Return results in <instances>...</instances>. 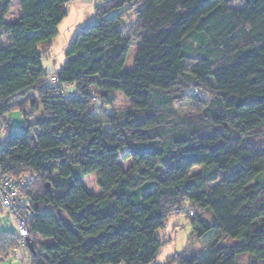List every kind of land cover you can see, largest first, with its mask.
Instances as JSON below:
<instances>
[{
    "label": "trees",
    "instance_id": "1",
    "mask_svg": "<svg viewBox=\"0 0 264 264\" xmlns=\"http://www.w3.org/2000/svg\"><path fill=\"white\" fill-rule=\"evenodd\" d=\"M12 1L0 0V119L19 107L25 123L10 115L0 171L30 177L26 264H152L180 214L188 251L163 264H264V0L101 1L51 74L61 84L42 60L71 0H20L8 22ZM119 93L129 110L112 107ZM17 244L0 233V257Z\"/></svg>",
    "mask_w": 264,
    "mask_h": 264
},
{
    "label": "rangeland",
    "instance_id": "2",
    "mask_svg": "<svg viewBox=\"0 0 264 264\" xmlns=\"http://www.w3.org/2000/svg\"><path fill=\"white\" fill-rule=\"evenodd\" d=\"M105 0H71L67 5L68 14L63 19V21L59 25V34L55 37L50 44L49 48L46 49L44 47V51L47 52L48 55L43 57L42 63L44 69L49 74V79H51L54 73H57L67 60L65 55V50L75 38L77 33L82 29L88 27L93 24L95 21V6ZM24 11L20 5V0H13L11 4V10L7 14L6 19L8 22H15L19 20V17L23 15ZM11 43V37L9 35H4L0 38V45L7 46ZM141 46V42H135L129 51L127 61L125 63V70L130 71L135 68V56L139 47ZM52 74V75H51ZM65 92L68 94H72L76 91V85H65ZM92 89L101 93L102 90L97 86H92ZM36 96V95H34ZM180 108H183L182 105L176 104ZM115 110H129L131 108L130 100L125 97L123 94L119 93L115 96V103L112 105ZM172 106L164 105V110H171ZM111 110V107H110ZM32 113V112H31ZM12 118V124L15 128H19L21 125L25 123V117L21 108L16 107L13 108L10 112ZM33 117V116H30ZM125 166H127V162H125ZM200 166L194 167L191 172H197L200 170ZM84 183L88 187V189L93 193H98L100 188L97 184V174L92 173L84 177ZM264 218V212L262 214ZM180 228L173 229L172 225L164 228L160 231V233L164 236L166 240L165 245L159 252V258L164 259L167 253H175V252H184L188 251V243L189 238L192 233V226L190 223V219L185 214L180 215ZM9 232V233H17V225L15 217L10 215L0 204V233ZM206 239L207 237H201L197 239L192 247V250L195 252H200L201 250L206 248ZM248 254H245L246 256ZM27 259H30V254H27ZM241 260V259H239ZM238 260V264H241ZM0 264H25L20 261L13 260L9 258L6 262Z\"/></svg>",
    "mask_w": 264,
    "mask_h": 264
},
{
    "label": "built area",
    "instance_id": "3",
    "mask_svg": "<svg viewBox=\"0 0 264 264\" xmlns=\"http://www.w3.org/2000/svg\"><path fill=\"white\" fill-rule=\"evenodd\" d=\"M51 81L55 84H61L57 76H53ZM73 96H75V94H73ZM9 120L10 115L8 113L0 119V147L5 146L7 142ZM29 185L30 177L28 175L15 177L12 175H3L0 171V204L10 215L15 217L18 234V244L16 248L8 254L2 255L0 257V263L6 262L9 258H12L13 260L26 264L29 230L24 217L19 213L18 207L21 189ZM195 215V210L189 211V216L194 217Z\"/></svg>",
    "mask_w": 264,
    "mask_h": 264
},
{
    "label": "crops",
    "instance_id": "4",
    "mask_svg": "<svg viewBox=\"0 0 264 264\" xmlns=\"http://www.w3.org/2000/svg\"><path fill=\"white\" fill-rule=\"evenodd\" d=\"M180 215H183V214H180ZM180 215H172L169 219H168V221L166 222V224H165V226H164V228H168L169 227V225H172V227H173V229H177V228H180L182 225H180L181 223H180ZM186 216V215H185ZM164 228H162V229H164ZM162 229H160L159 230V233H160V231L162 230ZM160 235L164 238V236L160 233ZM45 241H49L50 239H44ZM163 248V247H162ZM161 248V249H162ZM160 249V250H161ZM160 252V251H159ZM176 253V252H175ZM175 253H167L166 254V257L164 258V259H160L159 258V253H158V255H157V257H156V259L154 260V262H152V264H163L166 260H167V258L168 257H170V256H172L173 254H175ZM123 264V263H122Z\"/></svg>",
    "mask_w": 264,
    "mask_h": 264
},
{
    "label": "water",
    "instance_id": "5",
    "mask_svg": "<svg viewBox=\"0 0 264 264\" xmlns=\"http://www.w3.org/2000/svg\"><path fill=\"white\" fill-rule=\"evenodd\" d=\"M27 242H28V247L30 249V251L32 253H35V248H34V242L32 241V239L30 237L27 238Z\"/></svg>",
    "mask_w": 264,
    "mask_h": 264
}]
</instances>
